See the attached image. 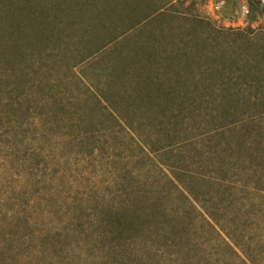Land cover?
<instances>
[{"label":"trees","instance_id":"trees-1","mask_svg":"<svg viewBox=\"0 0 264 264\" xmlns=\"http://www.w3.org/2000/svg\"><path fill=\"white\" fill-rule=\"evenodd\" d=\"M86 3L0 38V264H264V52L94 60Z\"/></svg>","mask_w":264,"mask_h":264},{"label":"rangeland","instance_id":"rangeland-1","mask_svg":"<svg viewBox=\"0 0 264 264\" xmlns=\"http://www.w3.org/2000/svg\"><path fill=\"white\" fill-rule=\"evenodd\" d=\"M136 1H139V6L133 14H130L129 9L135 6ZM127 2H132L128 8L121 4V0L110 2L103 0H0V38L8 30L12 33L20 31L18 24L24 21L27 25L29 24V30H33L35 36L42 39L41 41H46V31L38 26L42 22L44 24L45 17L58 11L62 17L66 18L64 15L67 13L61 10L67 9L69 13V9L86 3L85 7L88 6L93 13L80 12L78 20L89 21L100 16V13H104L101 18L105 22H108L107 19L110 22L106 31L101 25L94 31L92 45L95 47L88 46L91 49L88 53L95 52L96 48L100 49L94 60L105 52L107 60L117 62L115 59L119 61L121 55L133 54L140 42H149V39H156V42L165 47L164 50L168 52L182 44H187L195 51L188 57L186 63L189 68L184 72L191 76L198 71V64L211 66L216 63V58L220 62L222 60L223 66L228 69L227 72H230L229 68L236 61L232 59L236 57L233 53L264 52V0H134V2L128 0ZM207 37L215 40L211 44L208 42L206 44ZM1 46L0 44V50H2ZM104 46L107 49L103 48ZM196 49H204L205 53L207 52L208 58L204 62H199ZM219 49L224 52L219 53ZM227 50L230 51L229 57L225 54L227 58L223 59V54ZM150 51L154 53L155 50L150 49ZM176 66L177 64L167 70V73L162 76L163 81L180 78L172 76ZM149 67L152 68L150 65ZM261 67L264 69V64ZM227 72L223 71L225 75Z\"/></svg>","mask_w":264,"mask_h":264}]
</instances>
